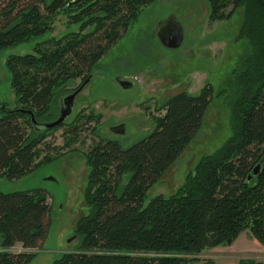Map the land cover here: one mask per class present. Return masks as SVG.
Instances as JSON below:
<instances>
[{"label": "trees", "instance_id": "1", "mask_svg": "<svg viewBox=\"0 0 264 264\" xmlns=\"http://www.w3.org/2000/svg\"><path fill=\"white\" fill-rule=\"evenodd\" d=\"M156 1L0 0V50L43 39L32 52L6 62L17 104L0 106V179L18 180L58 159L63 155L50 152L71 149L82 125L100 122L94 112L79 115L62 148L51 147L46 138L66 122L47 131L33 125L57 120L52 110L59 92L70 82L87 85L110 48ZM207 2L211 23L244 9L238 39L251 48L230 85L231 136L198 163L175 194L151 200V189L200 131L212 88L170 98L155 119V131L127 149L113 140L96 142L83 152L89 213L77 222L73 249L53 264H215L202 259L204 252L229 246L246 231L264 247V0ZM62 16L71 31L45 39ZM50 215L41 190L0 193V264H31L48 237Z\"/></svg>", "mask_w": 264, "mask_h": 264}, {"label": "rangeland", "instance_id": "2", "mask_svg": "<svg viewBox=\"0 0 264 264\" xmlns=\"http://www.w3.org/2000/svg\"><path fill=\"white\" fill-rule=\"evenodd\" d=\"M243 14L241 8L230 19L211 23L207 0H157L110 48L87 85L81 88V81L70 82L59 92L52 110L56 119L61 111V98L81 89L72 116L62 128L48 133L46 143L51 147H63L67 131L79 115L94 112L100 116V122L82 125L80 137L71 149L50 152L53 157L63 155L58 159L37 167L18 180L0 179V193L41 190L47 194L51 227L43 248L31 264H53L75 246L77 222L89 213L84 199L89 170L83 152L96 142L113 140L127 149L155 131V119L164 114L160 109L170 98L183 92L198 96L205 87L212 88L213 101L200 131L163 179L151 189L148 194V200H151L159 195L175 194L198 163L218 151L229 139L230 85L234 74L244 68L251 53L248 41L238 39ZM169 17L177 18L184 30V41L178 49L163 47L156 34L157 26ZM67 22L66 17H59L54 32L45 39L59 38L70 32L72 28ZM40 41L43 39L0 50V106L14 108L17 104L6 67L8 58L32 52L35 43ZM120 81L129 82L132 87L124 89ZM120 126L125 127V133L114 134L113 130ZM74 149L78 152L70 151ZM256 243L261 250L251 246L253 252L245 255L251 256L246 261L257 258L264 264V247ZM225 247L228 246L217 253L228 254L232 259L213 260L214 263L238 264V255H231ZM19 250L20 247L16 248ZM211 258L208 251L202 255V259Z\"/></svg>", "mask_w": 264, "mask_h": 264}, {"label": "water", "instance_id": "3", "mask_svg": "<svg viewBox=\"0 0 264 264\" xmlns=\"http://www.w3.org/2000/svg\"><path fill=\"white\" fill-rule=\"evenodd\" d=\"M157 37L161 45L167 49H178L182 46L184 41V30L180 21L175 17H169L165 21L161 22L156 28ZM120 85L124 89H129L132 84L129 82L120 81ZM79 89L74 94L66 96L61 100V111L57 120L51 123H38L33 120V125L38 131H47L56 129L62 126L73 114L75 108L76 97L79 94ZM116 135H123L125 133V127L120 126L113 130ZM260 168H257L253 175L256 176Z\"/></svg>", "mask_w": 264, "mask_h": 264}, {"label": "crops", "instance_id": "4", "mask_svg": "<svg viewBox=\"0 0 264 264\" xmlns=\"http://www.w3.org/2000/svg\"><path fill=\"white\" fill-rule=\"evenodd\" d=\"M255 241L258 242L255 238H253L251 236L250 232L246 231V232H243L231 245H229L228 247H225V248H227L230 251L231 255H238L236 259L239 262L238 264H240V262L242 260H246V259H249V257H251V256H245V255H252L253 251H252L251 246L255 247L254 249L261 250L260 246L257 245V243ZM222 247H224V246H222ZM222 247L208 251L211 254L212 260H220V259L230 260V259H232L230 256H228V254L226 256H223L222 253H217L220 250H222L221 249ZM255 259L256 260L253 259L250 261H253L255 263L257 262V263L261 264L260 262L257 261V258H255ZM192 264H195V263H192Z\"/></svg>", "mask_w": 264, "mask_h": 264}, {"label": "flooded vegetation", "instance_id": "5", "mask_svg": "<svg viewBox=\"0 0 264 264\" xmlns=\"http://www.w3.org/2000/svg\"><path fill=\"white\" fill-rule=\"evenodd\" d=\"M75 106H76V102H75ZM75 109V108H74Z\"/></svg>", "mask_w": 264, "mask_h": 264}, {"label": "bare ground", "instance_id": "6", "mask_svg": "<svg viewBox=\"0 0 264 264\" xmlns=\"http://www.w3.org/2000/svg\"><path fill=\"white\" fill-rule=\"evenodd\" d=\"M73 94V93H72Z\"/></svg>", "mask_w": 264, "mask_h": 264}]
</instances>
